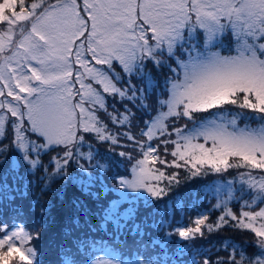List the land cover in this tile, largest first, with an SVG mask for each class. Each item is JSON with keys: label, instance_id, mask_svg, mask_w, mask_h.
I'll use <instances>...</instances> for the list:
<instances>
[{"label": "snow or ice", "instance_id": "obj_1", "mask_svg": "<svg viewBox=\"0 0 264 264\" xmlns=\"http://www.w3.org/2000/svg\"><path fill=\"white\" fill-rule=\"evenodd\" d=\"M170 168L241 187L182 224ZM260 205L264 0H0V264H264Z\"/></svg>", "mask_w": 264, "mask_h": 264}, {"label": "rangeland", "instance_id": "obj_2", "mask_svg": "<svg viewBox=\"0 0 264 264\" xmlns=\"http://www.w3.org/2000/svg\"><path fill=\"white\" fill-rule=\"evenodd\" d=\"M113 107L119 109V104H115V105L110 106L108 108V111L111 112ZM100 115L103 116V118L105 120H107V116L106 115H104L103 113H100ZM112 130L116 131V128L113 126ZM169 159H171V157H169ZM49 160H50V157L47 156V155L42 157V162L45 165H48L50 167ZM159 167H160V165H159ZM77 171H78V169L70 168L69 169V174L74 176ZM167 171L183 172L182 169H175V168L167 169ZM21 174L23 175V172H21ZM202 181L203 182L210 181V183L208 185H203L201 183ZM201 182L198 185H193L192 184L190 186V188L187 187L189 189V192L192 194L191 198L193 199V202L191 201V203H192V208L190 209L191 213L194 216L196 214L192 210H196V211L199 212L200 209H202V210L205 211V212H203L204 214H207L209 217L211 216V218H215V219L221 214V210L218 209V208H215L214 205L216 203H218L219 201H221V200H229L232 196L237 194V190L241 187V179H240V176H239V172L236 171V170H231V174H228V173H224L222 175H220V174H210V175L205 176L204 178H202ZM41 188L42 187H36L34 193H32V194H34L36 196H42L43 192H45V191L41 192ZM197 193H199V196H197ZM110 196H111V194H110ZM245 199H248V197L246 196ZM165 201H167L166 197L164 198V200L159 201V207L161 209V215L164 214ZM138 206H141V205H138ZM229 206L233 209V211H237L238 208L241 205H238L233 200L229 204ZM260 206L264 207V205H260ZM178 215L179 214L176 215L175 219L177 221H180V222L184 223L183 222V218L184 217L183 218H179ZM238 233L241 236V237L238 238V242H240V241H245V242L250 241L249 240V239H251L250 237L245 236V235H243L240 232H238ZM220 236L228 237V234L220 235ZM40 246L42 248L45 247V243H43V241H42Z\"/></svg>", "mask_w": 264, "mask_h": 264}, {"label": "trees", "instance_id": "obj_3", "mask_svg": "<svg viewBox=\"0 0 264 264\" xmlns=\"http://www.w3.org/2000/svg\"><path fill=\"white\" fill-rule=\"evenodd\" d=\"M157 167H159V164L156 165ZM183 172H179L180 175L178 177V179L180 180L179 185H174L168 196H166L167 201L169 202V207H171V198L173 196H175L177 199H184L185 202V207L182 208L181 212L179 213L178 217L179 218H183V222H180L182 224H191V222L198 216L201 214H204L203 212H205L204 210L200 209V211H196V210H192L194 211V213L196 215L193 216V214L191 213V208H192V203L193 199L192 194L189 192V189L187 187L190 188V186L193 185H198L201 182V179L204 177H198L196 179H188L185 176V171L182 170ZM170 172V171H169ZM200 179V180H199ZM199 180V181H198ZM203 185H208L210 183V181L208 182H201ZM37 187H43V185L39 184L37 185ZM45 192H43L42 197L44 200H51L53 201V203H59L60 202V198L63 196L66 199H70L72 198L74 195H80L81 199H83V195L80 193L79 188L77 185L69 183L67 185H65V182L63 180H55L53 181L50 186L49 189L44 190ZM198 192V191H197ZM111 194V196H110ZM109 198H113V197H118L120 195L119 192H109L108 193ZM141 208V214H143V206H140ZM199 209V208H198ZM188 212V213H187ZM187 215V216H186ZM186 216V217H185ZM211 219V220H210ZM210 221H215V218H211V216L209 217ZM187 221V222H186ZM101 234H103V230H101ZM228 234V237H231L235 240L238 241V238L241 237L240 234L238 233V231H235L231 228H228L225 231H222L221 233H219V235H226ZM250 240V239H249ZM43 243H45V247H41L43 251V254L41 256V260L43 261V264H54V260H55V255H54V251L50 248V242L45 239L43 240ZM104 243H107V240L104 241ZM115 244L120 245L122 248H124L125 252L128 251L129 248H134V245L132 243V236L130 235H125L123 239H117L116 241H114ZM199 243V242H198ZM127 246V247H125ZM133 257L135 256V252H133ZM125 259H131V257H125Z\"/></svg>", "mask_w": 264, "mask_h": 264}]
</instances>
